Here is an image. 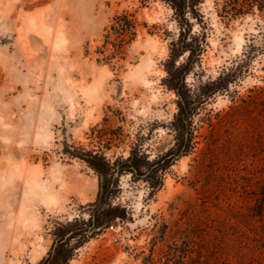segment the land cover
<instances>
[{
	"label": "rangeland",
	"instance_id": "1",
	"mask_svg": "<svg viewBox=\"0 0 264 264\" xmlns=\"http://www.w3.org/2000/svg\"><path fill=\"white\" fill-rule=\"evenodd\" d=\"M197 8L204 49L188 86L237 76L197 105L189 153L150 181L115 176L118 240L94 227L70 264H264V13ZM125 11L137 36L106 59L105 34ZM181 26L167 0H0V264H37L57 221L96 209L99 176L69 150L112 162L141 150L146 167L174 146L179 96L166 78L188 56L171 58Z\"/></svg>",
	"mask_w": 264,
	"mask_h": 264
},
{
	"label": "trees",
	"instance_id": "2",
	"mask_svg": "<svg viewBox=\"0 0 264 264\" xmlns=\"http://www.w3.org/2000/svg\"><path fill=\"white\" fill-rule=\"evenodd\" d=\"M175 10L178 20L181 22L179 37L172 41V55L188 53L186 59L179 64L175 61H169L168 76L166 84L173 89L179 96L178 111L172 121L176 133V143L166 153L148 160L145 167L140 164L137 155L139 151L132 152L125 160L114 162L107 157L102 149H84L73 152L68 151L75 157L85 160L99 176V200L96 202V209L91 216L85 218L75 217L66 222L57 221L52 233L55 236L54 242L45 255L37 264H70L76 250L81 247L90 236L96 232L92 231L94 227L106 226L109 221L117 218L119 215L115 211L121 209L119 206H111L108 202L110 194L113 193V187L116 185L115 177L123 172L132 173V175H143L146 180H152V175L157 172H163L169 167L177 156L189 153L195 146L194 141V114L199 103H202L220 90L228 89L230 81L235 79L237 71L228 68L219 76L210 82L207 90H202L199 94L193 92L188 86L186 75L192 70L195 59L199 58L204 44L200 40L194 41L193 37L197 34L192 32L193 25L189 15H198L197 5L201 0H167ZM258 9L264 13V0H222V12L227 17H237L246 13L255 12ZM105 44L100 52L105 54L106 59L117 57L123 52L127 43L131 42L137 36V20L133 13L125 11L117 14L109 31L105 34ZM109 44L111 46H109ZM110 48L108 54L106 50ZM121 163V165H119ZM105 223V224H104Z\"/></svg>",
	"mask_w": 264,
	"mask_h": 264
},
{
	"label": "built area",
	"instance_id": "3",
	"mask_svg": "<svg viewBox=\"0 0 264 264\" xmlns=\"http://www.w3.org/2000/svg\"><path fill=\"white\" fill-rule=\"evenodd\" d=\"M120 225L115 222H111L110 224L106 226H100L96 229V236L99 238H106L109 236L110 232H113L112 238L114 240H118V237L116 236L117 232H119Z\"/></svg>",
	"mask_w": 264,
	"mask_h": 264
},
{
	"label": "bare ground",
	"instance_id": "4",
	"mask_svg": "<svg viewBox=\"0 0 264 264\" xmlns=\"http://www.w3.org/2000/svg\"><path fill=\"white\" fill-rule=\"evenodd\" d=\"M140 65V63L139 64H137V66H139Z\"/></svg>",
	"mask_w": 264,
	"mask_h": 264
}]
</instances>
